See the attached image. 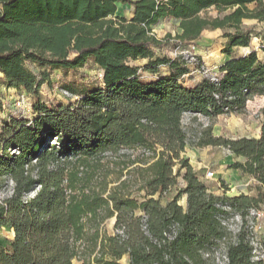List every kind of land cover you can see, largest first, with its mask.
<instances>
[{"label":"trees","instance_id":"trees-1","mask_svg":"<svg viewBox=\"0 0 264 264\" xmlns=\"http://www.w3.org/2000/svg\"><path fill=\"white\" fill-rule=\"evenodd\" d=\"M119 3L134 6L133 18L117 14ZM162 18L178 20L182 32L159 38L153 27ZM245 19L264 22V0H0V74L7 87L37 95L51 83V69L93 60L102 71L89 89L62 87L75 98L69 104L37 100L33 119L12 116L1 124L0 192L9 182L12 188L0 199V228L11 226L14 238L0 243V264H122L125 256L129 264H214L203 251L222 240L228 264H264L252 260L246 226L261 196L216 195L184 156V115L202 113L211 124L195 132L194 146L243 157L230 167L264 188V106L260 137L212 132L217 117L243 114L253 95L264 96V62L252 44L257 33L242 28ZM218 28L226 30L223 52L231 56L218 83L203 77L187 86L184 56L157 54ZM237 46L252 52L234 57ZM140 59L148 62L132 63ZM144 71L156 77L145 81ZM180 179L184 185L164 203ZM183 196L187 208L179 203ZM226 206L244 218L237 234L219 219ZM111 218L113 233L105 228Z\"/></svg>","mask_w":264,"mask_h":264},{"label":"rangeland","instance_id":"rangeland-1","mask_svg":"<svg viewBox=\"0 0 264 264\" xmlns=\"http://www.w3.org/2000/svg\"><path fill=\"white\" fill-rule=\"evenodd\" d=\"M121 12L129 13V5H120ZM211 15H216L217 11L215 9H210L208 11ZM251 26V25H250ZM249 26V27H250ZM258 27V26H257ZM154 28L157 30V35L160 38L165 37L168 33L173 36L177 34L179 23L174 20H163L159 24L155 25ZM259 36L260 31H256ZM193 44V43H191ZM183 46L180 49H175L172 46L166 47L164 49L157 50V54L160 56L167 55L171 57L176 56V51L189 48V46ZM198 57L199 54L196 52V48L192 50ZM148 62L147 59H140L133 61V64L144 66ZM26 66L35 72L40 74L42 69L32 62L27 61ZM209 67L208 65H206ZM210 70H213L209 67ZM160 72L164 73L167 71L166 67H160ZM102 71L99 67L90 60L85 66L79 69L73 70H63V69H51V83H44L42 88L38 91L37 95L29 94L25 90L14 89L7 87L2 80V74H0V130L1 124H4L12 116L25 117L27 119H33V104L40 100L48 105H57L60 103L69 104L75 100L72 95H64L61 91L62 87L68 84L74 83L82 89H89L96 86L101 82L100 73ZM202 76V74H200ZM156 75L152 72H142V79L145 81L151 80ZM203 77V76H202ZM22 93H27V102L24 106L18 107L17 101L18 97ZM250 107L249 113L247 115L243 114H230V115H220L215 119L213 123L212 132L215 136H226L230 138L239 137L241 135L253 134L258 125L259 118V107L257 104ZM184 126L188 134L189 145L187 146L184 156L190 160L193 166L194 172L203 178V181L210 187L211 190H218L223 194L228 196H237L242 193H246L253 196H261V216L258 220V235L262 237L264 244V188L260 191L257 186V181L254 177L249 175H243L239 170L232 169L230 166L236 161V157L225 147L221 146H208V147H197L194 146L192 142L193 135L196 131L201 129L202 121L194 118L192 115L184 116ZM251 124L252 126L248 128L246 124ZM213 171L215 175L213 177H208L207 173ZM183 180L180 179L178 186L173 187L170 192L164 195L163 201L166 198L171 197L177 192L179 186H183ZM12 183L9 182L8 187L0 192V199L6 198L11 193ZM184 203V199L181 200ZM114 219L111 218L106 221L105 228L108 232H114ZM235 225V221L232 222ZM14 238V230L11 226H4L0 228V243L8 246L12 239ZM218 248L223 247V243H218ZM76 264H81L79 261ZM122 264H129L127 259H122ZM214 264H222V259L215 261Z\"/></svg>","mask_w":264,"mask_h":264},{"label":"crops","instance_id":"crops-1","mask_svg":"<svg viewBox=\"0 0 264 264\" xmlns=\"http://www.w3.org/2000/svg\"><path fill=\"white\" fill-rule=\"evenodd\" d=\"M120 5H129L130 6L129 11L130 12L128 14L125 12H121V6ZM250 6L252 7L253 4H251ZM117 14L119 16H124L128 19H131L134 16V6L129 4V3H126V4L119 3ZM163 20H174V21H177L179 23V21L174 19V18H162L160 21H163ZM242 28L247 29V30H252L255 33H256V31L262 32V30L264 28V22H259L257 19H245L242 23ZM153 31L157 35V30L154 27H153ZM225 31L226 30L222 29V28H218V29H214V30L207 29L202 33V35L200 36V38L198 40H196L193 44H191L196 48V52L199 54V56H200L199 58L201 59V61L204 64L208 65L210 68H212L213 71L217 72L219 75H221L220 67L223 64H225L229 59H231V56H229L223 52V49L228 44V38L224 37ZM181 32H182V29L179 27L177 33H181ZM157 36L160 38L159 35H157ZM252 44L255 47V51L257 52V56H258L259 61L264 62V37L261 34H259V36L255 35L253 37ZM251 52H252L251 47L237 46L234 48L233 56L234 57H243V56L250 54ZM189 68H190V72L183 76L182 81L187 86H194L195 84L200 82L203 79V77L192 66H189ZM14 89H16V88H14ZM254 104H257V108L259 107L258 125H257L255 132L253 134L241 135V136L235 137V138L260 137V135H261V122H262L260 110L264 106V96L253 95L250 98V102H248V104H247V113H249L250 107H253L252 105H254ZM247 113H245V114L247 115ZM245 114H243V116ZM246 126L248 128H250L252 125L248 123V124H246ZM236 160L245 161V159L243 157H236ZM200 179L203 181V178L201 176H200ZM212 191L216 195H222L223 194L220 192V189L212 190ZM173 196L174 195L166 198V201L164 203H167L168 201H170L173 198ZM182 199H184V203L181 202ZM179 203L184 208H187V196H183L180 199ZM114 222H115V219H114ZM125 258L127 259L128 263H129V257L125 256L123 259H125Z\"/></svg>","mask_w":264,"mask_h":264},{"label":"built area","instance_id":"built-area-1","mask_svg":"<svg viewBox=\"0 0 264 264\" xmlns=\"http://www.w3.org/2000/svg\"><path fill=\"white\" fill-rule=\"evenodd\" d=\"M193 49H195V47L193 45H190L189 48L176 51V56L177 55L184 56L187 63L190 66H192L197 72L202 74L203 77L209 78L213 82L218 83L219 74L213 70H210L209 67H207L206 64H204L201 61V59L197 56V54L195 52H192ZM100 78H102V72L100 73ZM61 91L64 95L72 96V94L65 89H61ZM26 94L27 93H22L18 97V101H17L18 107H22L26 104L27 102ZM216 96L218 97V95ZM248 102H250V99L248 100ZM185 115H192L193 117H197V119L202 121L201 128L209 126L211 124V119L202 113L186 112ZM192 137H193L192 140H195V137L194 136ZM214 175L215 173L213 171H209L207 173L208 177H213ZM259 216H261V208L260 209L253 208L246 218L247 219L246 226L251 231L250 244L253 247L252 260L253 261L262 260L264 262V244L262 237L258 235V226H257ZM219 219L221 223L234 234L240 232L244 225L243 216L240 213L233 211L229 206L225 207V213L220 215ZM233 221H235V225H232ZM221 243H223L222 248H218V246H216L211 250L203 251L204 258L206 259L212 258L214 262L218 261L221 258L222 264H228L229 258L226 251V245L223 240L221 241Z\"/></svg>","mask_w":264,"mask_h":264}]
</instances>
